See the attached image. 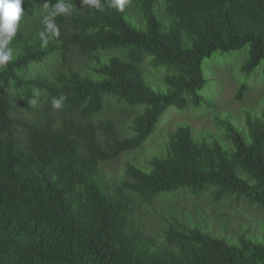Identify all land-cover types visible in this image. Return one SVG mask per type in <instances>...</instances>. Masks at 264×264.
Returning a JSON list of instances; mask_svg holds the SVG:
<instances>
[{"label":"trees","instance_id":"1","mask_svg":"<svg viewBox=\"0 0 264 264\" xmlns=\"http://www.w3.org/2000/svg\"><path fill=\"white\" fill-rule=\"evenodd\" d=\"M56 2L24 0L30 18L0 68V264H264V244L229 243L196 219L188 225L172 213L162 238H153L132 218L134 199L153 204L181 191L264 208V114L247 113L244 131L226 122L224 143L180 126L166 157L148 160L146 170L129 163L118 186L102 172L145 144L169 108L206 102L198 95L207 83L202 66L214 53L249 46L243 74L264 69V0H128L123 11L111 0L100 9L64 0L69 14L51 17ZM43 17L60 32L46 47ZM74 52L88 60L86 70L70 68ZM146 59L165 68L167 92L146 83ZM247 91L243 84L237 99ZM14 99L33 121L19 119ZM110 106L136 111L131 137L102 118ZM17 126L27 131L24 143Z\"/></svg>","mask_w":264,"mask_h":264},{"label":"rangeland","instance_id":"2","mask_svg":"<svg viewBox=\"0 0 264 264\" xmlns=\"http://www.w3.org/2000/svg\"><path fill=\"white\" fill-rule=\"evenodd\" d=\"M44 21L45 17L41 19V24L45 25ZM29 25H34V22L30 21ZM248 59L249 46L225 54L216 52L211 58L205 59L202 71L207 83L198 95L203 96L206 102L197 108L189 104L185 110L169 108L145 144L102 165V172L111 185H120L119 180L125 175L129 163L146 170L148 160L153 157H166L170 139L180 126L190 125L196 137H206L208 140H217L221 143L228 141L225 137L226 122H230L241 131H244L243 128L247 130V113L253 117L264 114L263 65L253 75L247 77L242 69ZM87 62L86 58L74 52L69 66L75 70H86ZM61 63L62 61H59L58 64ZM142 66L146 74V83L153 90L156 92L169 90L164 79L165 68L154 70L148 59ZM243 84H246L248 91L241 99H237ZM14 103L20 111L21 121L27 123L33 121L31 113L25 112L16 99ZM114 107L110 106V110L108 109L102 118L116 121L122 138L131 137L132 130L129 126L136 116V111L129 108L115 112ZM17 135L23 143L27 139V131L21 126H17ZM214 195L215 191H209L203 197L195 198L190 192L181 191L172 196H161L153 204H145L134 199L132 218L153 238H162L168 225L163 218L172 220L174 214L188 225H192L196 219L203 230L229 243L237 244L242 237H246L264 244V208L250 204L247 200L238 202L234 196L216 203L213 201Z\"/></svg>","mask_w":264,"mask_h":264},{"label":"clouds","instance_id":"3","mask_svg":"<svg viewBox=\"0 0 264 264\" xmlns=\"http://www.w3.org/2000/svg\"><path fill=\"white\" fill-rule=\"evenodd\" d=\"M126 3H128V0H111L110 6L123 11ZM23 4L24 0H0V68L6 67L10 60H12V50L8 48V45L17 34L20 21L24 18H30L27 17L28 14L22 7ZM83 4L96 9L101 8V0H83ZM69 11V5L64 0H57L50 16L68 15ZM29 20L32 21V19ZM44 22L45 30L39 33L42 47L48 45L50 37L58 38L60 35L59 28L54 19L45 18ZM64 100H66V97L63 95L59 98H53V108H61Z\"/></svg>","mask_w":264,"mask_h":264}]
</instances>
